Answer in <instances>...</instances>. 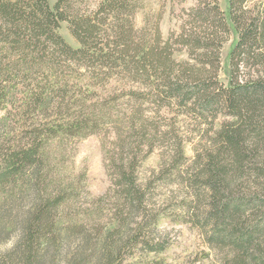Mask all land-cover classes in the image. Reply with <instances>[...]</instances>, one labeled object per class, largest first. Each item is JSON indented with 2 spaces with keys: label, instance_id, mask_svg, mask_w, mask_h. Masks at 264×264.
Segmentation results:
<instances>
[{
  "label": "trees",
  "instance_id": "16d2710c",
  "mask_svg": "<svg viewBox=\"0 0 264 264\" xmlns=\"http://www.w3.org/2000/svg\"><path fill=\"white\" fill-rule=\"evenodd\" d=\"M166 2L178 6V24L163 36ZM226 3L0 0V242L18 234L0 264H126L135 255L159 263L147 255L166 248L157 225L170 214L153 191L181 176L186 157L172 109L205 122L230 117L187 180L207 190L192 222L233 245L236 264L249 255L264 264V249L251 252L264 232V195L235 181L251 168L264 178L255 168L264 161V0ZM231 32L224 83L220 50ZM90 134L101 136L109 181L96 195L72 159L75 140ZM155 149L157 167L146 174Z\"/></svg>",
  "mask_w": 264,
  "mask_h": 264
},
{
  "label": "rangeland",
  "instance_id": "374dc122",
  "mask_svg": "<svg viewBox=\"0 0 264 264\" xmlns=\"http://www.w3.org/2000/svg\"><path fill=\"white\" fill-rule=\"evenodd\" d=\"M96 2L97 0H88V5L93 7ZM219 5L222 9H226V0H219ZM151 6L156 10L158 4L155 1ZM177 8L178 6L171 5L169 2H166L163 6L159 18V27L163 36H166L171 29L176 28L178 24ZM145 11V9H142L135 14L134 21L137 26L142 24ZM59 31L71 45L75 46L77 44L69 33L66 22H61ZM235 37L236 34L231 32L220 50L219 79L224 83H227L228 51ZM174 110L172 109V112H170L169 118L174 124V134H178L183 138L186 157L181 176L175 177L170 183L165 181L157 183L153 191L156 205L163 209L165 214L170 215H165L157 225V234L167 242V246L160 253L147 255L148 260L160 259L159 263L154 264H236L234 258L239 254V251L233 245L228 244L227 241H212L209 237V227L204 221L200 222L204 224L203 227L200 224H195L194 221L192 222L195 214L202 215L207 190L198 185H192L194 184L192 180L187 181L189 177L193 176L192 172L200 168L199 162L201 163L204 159V143L208 144V138H210L218 123L230 119V117L219 113L212 121L205 122L192 113L181 114ZM1 113L2 110L0 109V115ZM72 157L74 167L85 170L88 190L93 195L103 192L109 181L104 167V148L101 136L90 134L75 140ZM158 159L159 152L158 149H155L143 161L142 170L146 174L155 170ZM255 163V168L258 166V171L264 170V161H255ZM262 180L264 178L256 174V171L251 168L243 175L236 177L235 181L242 192L249 193L252 190H258V193L263 196L264 186L260 185V191L255 187L256 185L259 186V182ZM17 235V233H13L7 240L1 241L0 251L10 248L16 241ZM254 239L253 246L255 250L252 249L251 252L259 257L261 250L264 249V232L255 235ZM256 242H258V248H260L258 252L257 247L254 245ZM126 264L145 263L142 258L135 255L129 258ZM244 264L258 263L252 255H249Z\"/></svg>",
  "mask_w": 264,
  "mask_h": 264
}]
</instances>
